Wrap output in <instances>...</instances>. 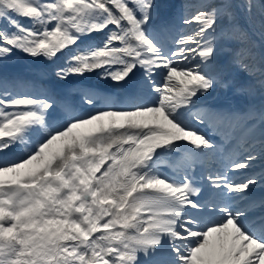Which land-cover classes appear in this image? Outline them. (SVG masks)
<instances>
[{"label": "snow or ice", "instance_id": "snow-or-ice-1", "mask_svg": "<svg viewBox=\"0 0 264 264\" xmlns=\"http://www.w3.org/2000/svg\"><path fill=\"white\" fill-rule=\"evenodd\" d=\"M157 7L0 0V62L21 53L59 82L129 89L115 107L82 87L78 114L0 76V264H264V175H246L264 156V108L202 103L230 86L221 51L264 89V52L241 24L257 0H186L159 27Z\"/></svg>", "mask_w": 264, "mask_h": 264}, {"label": "bare ground", "instance_id": "bare-ground-1", "mask_svg": "<svg viewBox=\"0 0 264 264\" xmlns=\"http://www.w3.org/2000/svg\"><path fill=\"white\" fill-rule=\"evenodd\" d=\"M256 15L257 19L255 18V21L257 23V27L260 28L261 32H264V27L261 26L262 21H264V17L261 16V9L259 7V2H257V7H256Z\"/></svg>", "mask_w": 264, "mask_h": 264}]
</instances>
